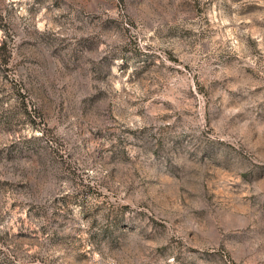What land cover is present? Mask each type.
Here are the masks:
<instances>
[{"label": "rangeland", "instance_id": "1", "mask_svg": "<svg viewBox=\"0 0 264 264\" xmlns=\"http://www.w3.org/2000/svg\"><path fill=\"white\" fill-rule=\"evenodd\" d=\"M0 264H264V0H0Z\"/></svg>", "mask_w": 264, "mask_h": 264}]
</instances>
